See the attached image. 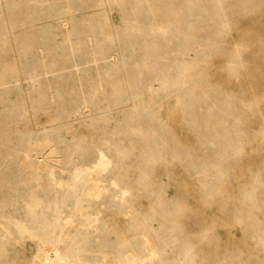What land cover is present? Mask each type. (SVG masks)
I'll return each instance as SVG.
<instances>
[{
	"label": "bare ground",
	"instance_id": "bare-ground-1",
	"mask_svg": "<svg viewBox=\"0 0 264 264\" xmlns=\"http://www.w3.org/2000/svg\"><path fill=\"white\" fill-rule=\"evenodd\" d=\"M110 2L52 0V29L61 30L64 21L78 15L93 14L91 21L77 24V40L67 42L71 50L64 54L56 50V43L48 55L42 48L25 53L22 46L34 45V6L22 15L8 9L7 16L20 18L13 29L0 32V51H10L3 54L10 56L6 62L0 53V86L31 80L37 74L35 61L48 57L53 85L73 84L79 92L84 124L103 120L131 130L144 128L140 137L146 142L145 158L153 164L163 161L168 149L160 144L161 133L152 128L164 126L167 114L181 112V121L197 131L199 142L183 159L195 172L201 197L209 196L211 208L222 206L212 216L211 239L220 241L241 230L255 250L247 256L257 258L264 251V169L259 156L247 154V144L264 142V0H113L118 23L110 22ZM92 48L100 51L91 55V61L104 63L96 65L94 76L78 63L90 56ZM61 58L64 74L58 68ZM219 63L221 83L216 80ZM86 86L92 92L105 91L110 100L98 116L85 102L90 98ZM49 95L57 100L55 89ZM236 96L241 99L238 105ZM137 100L140 103L133 105ZM59 140L51 135L29 137L19 163L21 182L27 186L26 196L20 198L23 213L29 220L40 213L53 215L54 228L31 264H165L167 249L159 241L170 233L149 227L135 208L133 189L114 175L117 156L107 144L95 143L87 149L91 153L87 160L69 163ZM49 146L51 152L45 154ZM247 166L250 180L233 181L235 168ZM40 188L51 192V200L37 193ZM240 191L242 200L237 202L234 192ZM181 202L170 205L177 209ZM229 205L225 213L223 208ZM112 206L119 207L130 223L136 243L102 244L94 258L80 238H103L106 211ZM6 209L0 192V238L12 239L15 222ZM217 249H224L223 258L237 251L224 245Z\"/></svg>",
	"mask_w": 264,
	"mask_h": 264
},
{
	"label": "rangeland",
	"instance_id": "rangeland-1",
	"mask_svg": "<svg viewBox=\"0 0 264 264\" xmlns=\"http://www.w3.org/2000/svg\"><path fill=\"white\" fill-rule=\"evenodd\" d=\"M111 1L108 6V16L110 22L118 23L120 17L117 7L113 0ZM51 3L52 0H0V32L5 27L13 29L20 18L17 14L7 16L8 9H13L22 15L34 6L35 11L32 16L35 23L34 45L22 46L23 51L36 53L42 48L48 55L52 51V43L57 44L56 50L61 54L70 51L71 47L67 42L70 39L77 40L75 27L85 20L91 21L93 14L78 15L64 21L61 30L52 29ZM8 22L9 25H6ZM100 22L104 25L105 19L102 18ZM109 35L107 34L106 37ZM73 49L82 51L79 46H74ZM99 51L100 48H92L89 57L78 61L82 67L87 66L91 69L92 76L96 74L97 64L104 65L100 60L91 61L94 59L91 55ZM0 53L3 56L2 61L9 60L10 56L3 55L9 54V50H1ZM60 61L59 73L64 74L65 62L62 58ZM35 67L37 74L32 76L31 80L0 86V139L8 138L7 141H3L5 150L13 147V143L19 139L27 140L26 136L33 132L44 131L47 137L51 135L60 139L58 145L68 153L66 160L69 163H78L87 160L90 156L91 153L87 150L90 146L95 143H106L109 151L117 156L118 168L114 175L134 191L135 208L146 219L149 227L170 233V236L163 237L159 241V244L167 249L165 264H215L225 259L224 264H264V251H259L257 258L247 256L250 253L254 254L255 250L252 243L243 237L241 230L234 231L231 237L227 235L220 241L211 239L210 235L214 230L212 216L219 214L222 206L214 204L211 208L209 196L201 197L199 182L194 177L195 172L188 167L187 160L183 159V155L190 154L199 142L197 131L181 121V112L167 114V119L162 120L164 126L152 128L161 133L160 144L168 149L163 161L153 164L145 158L146 142L140 137L144 128L131 130L127 127L107 124L103 120L97 121L94 125L84 124L85 110L82 108L83 101L76 87L73 84L53 85L48 57L45 62L36 60ZM68 68L71 69V66L68 65ZM0 70H3V63L0 65ZM216 72V80L221 83L223 71L220 63L216 67ZM53 89L57 92V100H53L49 95ZM84 90L90 95H87L90 98L86 97L85 102L92 106V113L98 116L102 107L110 103L106 92H92L89 86ZM240 100V97L236 96L234 103L238 105ZM139 103L140 101L137 100L133 105ZM70 105L73 107L69 108ZM247 145V154L253 158L259 156L264 169V142L254 141ZM247 167H236L235 172L230 176L233 181L238 184L248 182L251 178L249 170L251 166ZM10 174L11 172L0 171V192L7 207L5 214L11 216L15 222L14 238H0V264H29L28 259L34 241L29 238V219L23 213L20 204V198L27 194V186L20 180L6 179V176H12ZM234 194L237 202L242 200L241 191ZM178 199L182 202L176 209L170 204ZM231 207L229 205L223 208L224 212H228ZM51 216L53 219L52 214ZM109 230L111 233L115 232L113 237L116 242L113 244L116 246L136 243L130 223L122 218L119 207L112 206L106 211L103 238L107 236ZM104 243L107 242L102 240L101 245ZM223 245L236 248L237 251L223 258L224 249H217L218 246Z\"/></svg>",
	"mask_w": 264,
	"mask_h": 264
},
{
	"label": "crops",
	"instance_id": "crops-1",
	"mask_svg": "<svg viewBox=\"0 0 264 264\" xmlns=\"http://www.w3.org/2000/svg\"><path fill=\"white\" fill-rule=\"evenodd\" d=\"M42 136H44V138L47 139V133L46 132L44 133V131L38 132V133L33 132V133L27 135L26 137L27 138H29V137H40V138H42ZM7 140H8V138H6V137L0 139V171L11 172L10 175H12V176H6V179H14V180H20L21 181L22 177H21V173H20L19 163L21 162V160L23 158V152L26 148V146H25L26 140L21 141L19 139V140L15 141V143H13L14 144L13 147H10L8 149L9 151L5 150V145L3 142V141H7ZM50 152H51V146L47 147L45 149L44 153L50 154ZM10 156H11V158H10L11 160L9 159ZM45 177H46V174H45ZM29 190L30 189H28V191ZM42 190L43 189L40 188L37 191V193L40 196L43 195L45 198V201H47V199L51 200V197H52L51 192L46 191V188H45L44 192ZM51 214L52 213L49 212L48 215H46L45 217H42V214L40 213L38 219L29 220V222H28V229L30 230L29 231V238L34 241V243H33L34 245L31 248V256L28 259V261L30 262L29 264H31L32 258L37 254V249H38L39 245H41V243L43 241L45 242L48 239V237L50 236V234L52 232V229L54 228ZM42 218H43V220H42ZM108 223L109 222H107V225H108ZM107 225H106V228H107ZM114 235H115V232L111 233V231L109 230L107 236L104 237L103 239L92 238L91 240H87L83 237V238H80L81 245L89 248L92 251V255H94L96 257L97 255H95L96 254L95 252L100 247L101 241L103 240V242H107L104 244H113L116 242L115 238L113 237Z\"/></svg>",
	"mask_w": 264,
	"mask_h": 264
}]
</instances>
